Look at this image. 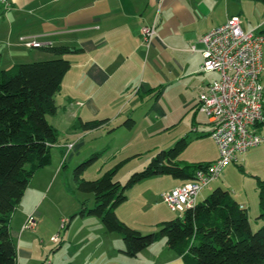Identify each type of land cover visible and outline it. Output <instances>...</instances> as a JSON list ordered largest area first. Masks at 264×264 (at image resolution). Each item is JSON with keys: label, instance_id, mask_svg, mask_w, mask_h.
<instances>
[{"label": "crops", "instance_id": "0c3cea01", "mask_svg": "<svg viewBox=\"0 0 264 264\" xmlns=\"http://www.w3.org/2000/svg\"><path fill=\"white\" fill-rule=\"evenodd\" d=\"M9 1V8L0 4L2 69L12 70L19 63L59 57L46 51V46L71 48L61 56L70 60L71 68L55 95L56 113L47 118L62 135V140L67 137L78 140L73 147L78 148L77 152L84 145L85 137L100 131H123L134 137L160 136L176 125L180 116L184 120L188 118L189 129L176 135L177 138L190 131L209 135L210 128L204 126L206 120L199 118L203 113L197 106L200 93L212 82L205 73L217 72L201 70L204 57L200 38L230 16L241 17L238 8L243 0ZM151 24L156 25L157 36L148 47L142 28ZM22 36L34 38L45 46L28 48L21 41ZM191 46H196L197 50L192 51ZM128 119L134 121L131 128L122 123ZM98 120L105 121L94 128L83 126ZM212 141L216 154L207 159L208 162L219 157L218 147ZM67 143L72 141L64 145ZM253 148L243 155L242 161L249 159ZM52 169L58 172V164ZM183 182L177 181L173 187ZM200 195L198 201L207 196L200 199ZM234 197L248 207L242 197ZM22 201L10 223L13 238L15 223L23 225L31 215V208L23 206ZM120 207L116 209L117 215L125 220L119 214ZM69 224L70 221L64 228ZM20 254L30 256L31 251L21 250ZM148 259L149 262L156 259L152 250ZM91 261V257L83 260L77 257L65 264H92ZM166 263H159L157 259V264Z\"/></svg>", "mask_w": 264, "mask_h": 264}, {"label": "trees", "instance_id": "16d2710c", "mask_svg": "<svg viewBox=\"0 0 264 264\" xmlns=\"http://www.w3.org/2000/svg\"><path fill=\"white\" fill-rule=\"evenodd\" d=\"M59 57L24 62L12 70L0 63V264H17L18 251L11 233V219L34 174L51 163V147L60 138L47 115L56 113L55 95L71 68L69 59L61 57L71 51L68 46H46ZM105 120L86 122V128L99 126ZM124 125L131 128L133 120ZM189 145L186 136L168 149L160 150L141 171L134 172L126 183L116 180L118 170L130 160L125 158L114 168L94 180H83L90 158L75 169L78 188L94 195L95 205L83 208L82 216L94 215L102 220L108 232L122 236V252L136 256L159 239L175 251L185 264H264V190L260 192L263 224L253 231L248 208L232 193L216 187L182 215L159 223V230L144 234L122 221L116 209L127 201V191L139 181L169 174L180 180L194 177L204 164L182 163L180 154ZM260 187H263L261 184Z\"/></svg>", "mask_w": 264, "mask_h": 264}, {"label": "rangeland", "instance_id": "374dc122", "mask_svg": "<svg viewBox=\"0 0 264 264\" xmlns=\"http://www.w3.org/2000/svg\"><path fill=\"white\" fill-rule=\"evenodd\" d=\"M243 2L238 8L243 29L248 31L260 24V31L264 36V0H243ZM205 75L210 81L219 78L217 73H205ZM261 81L264 84V69ZM181 117L178 118L176 125L160 136L148 137L142 134L134 137L132 133L128 136L123 131L108 130L103 133L97 132L82 140L85 142L80 152H77L78 148L75 147L68 155L63 148L64 143L71 140L76 146L78 140L73 137L62 140L60 135L59 141L51 147V163L33 176L30 187L23 197L22 205L31 208L30 214L35 219V226L21 230L25 223L22 225L17 222L12 228L19 252L17 264H48L49 262L65 264L77 257L81 260L91 257L92 264H157V259L159 263L185 264L175 251L166 247L164 239L157 240L146 248L148 251L144 249L143 253L139 252L136 256L123 253L124 243L119 233L106 231L102 220L97 216L83 217L79 214L83 208L94 207L95 201L93 193L81 191L75 179L76 167L90 158H93V163L84 169L81 175L83 180L97 179L116 164L130 157L115 177L121 183H126L134 172L143 170L160 150L168 149L181 138H177L176 135L189 129L188 118L184 120ZM199 118L206 120L204 126L208 127V130L211 129L209 122L207 125L206 115L200 114ZM257 133L264 137V124L257 128ZM184 136L188 138L189 145L178 157L180 162L206 164L209 161L207 159L216 154L213 139H210L209 135L204 136L190 131ZM74 154V158H70ZM57 164L58 172H54L52 168L55 169ZM177 181L180 179L169 174H157L133 185L127 191V201L118 210L120 216L125 219L121 220L144 234L158 231L159 221L179 215L163 200V193L171 189ZM261 184L263 187H260ZM216 187H222L234 196L242 197V201L248 205L252 230L256 231L263 224L258 216L261 213L260 192L261 189L264 190V145L251 149L247 161L226 165L220 177L202 190L200 199L204 195H209ZM38 211L41 215L37 213ZM63 219L67 220L66 224L70 221V226L62 228ZM56 235L59 239H52ZM20 249L31 251V255L22 257ZM150 250L156 255V259L152 262L148 259Z\"/></svg>", "mask_w": 264, "mask_h": 264}, {"label": "built area", "instance_id": "2783aa9c", "mask_svg": "<svg viewBox=\"0 0 264 264\" xmlns=\"http://www.w3.org/2000/svg\"><path fill=\"white\" fill-rule=\"evenodd\" d=\"M0 4L4 8L11 6L9 0H0ZM242 24L239 15H232L200 38L204 57L201 70L217 72L219 78L205 86L197 108L208 117L209 135L218 146L219 157L197 168L194 177L163 193L164 202L179 215L199 202L203 188L217 180L226 165L242 161L250 148L264 145V137L257 133V128L264 124V84L261 81L264 36L260 25L246 31ZM142 34L149 47L157 36L156 25H145ZM20 39L28 48L45 46L27 36ZM191 50L196 51V46H191ZM64 146L68 155L74 144ZM66 223L63 219L61 227ZM35 224L30 215L22 230ZM52 239L58 240L59 236Z\"/></svg>", "mask_w": 264, "mask_h": 264}]
</instances>
